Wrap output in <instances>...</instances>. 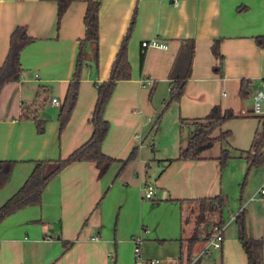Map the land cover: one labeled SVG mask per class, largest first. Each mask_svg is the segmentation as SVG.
<instances>
[{"label":"crops","instance_id":"obj_1","mask_svg":"<svg viewBox=\"0 0 264 264\" xmlns=\"http://www.w3.org/2000/svg\"><path fill=\"white\" fill-rule=\"evenodd\" d=\"M87 1L72 3L57 24L56 0H0V66L16 28L23 27L33 39L20 53V80L6 84L0 92V161L16 163L0 189V206L23 185L35 161L64 159L89 140V119L97 96L94 84L108 79L136 9L127 51L131 77L116 84L104 112L109 130L102 153L116 162L101 177L93 163L68 165L44 188L39 206L26 207L5 218L0 224V264H134L133 240L137 234L142 236L141 251L147 262L157 260L160 264L157 256L165 252L171 259L163 258L165 264H179L180 249H187L181 240L201 231L197 224L185 229L184 208L225 194L219 156L175 160L179 143L172 154L158 159L153 182L148 178L153 176V168L142 152L138 157L139 150L132 161L121 162L136 149L137 133L142 137L158 109L165 107L170 71L178 53H184L190 42V76L179 101L167 109L175 110L179 127L180 119L203 118L215 106L230 110L243 134L251 139L249 149L236 150L252 151L259 128L257 117L264 116V105L260 114L252 108L253 96L264 79V46L256 41L264 38V0H101L97 65L94 47L89 44L76 104L59 132L57 115L74 73L79 41L84 37ZM151 39L166 44L167 49L152 47L141 53L140 43ZM216 42L218 54L213 50ZM141 55L144 61L140 66ZM181 67L177 66L178 73L183 72ZM242 82L246 92L243 98L239 95ZM155 98L158 104L153 103ZM52 99L60 105H51ZM25 110L45 121L43 134L37 133L33 120L21 117ZM230 160L244 162L232 165L228 172L229 180L237 184L246 175L247 165L236 156ZM244 178L239 198L243 206L237 214L243 211L247 233L262 239L264 264V201H248L264 183V163ZM148 186L153 193L145 198ZM205 214L199 218L204 220ZM236 215H230L227 226L221 216L222 226L208 241L195 244L192 258L222 230L221 247L213 264H247L237 228L227 231ZM211 222L216 224L218 216L212 214ZM65 242L73 244L64 250Z\"/></svg>","mask_w":264,"mask_h":264},{"label":"trees","instance_id":"obj_2","mask_svg":"<svg viewBox=\"0 0 264 264\" xmlns=\"http://www.w3.org/2000/svg\"><path fill=\"white\" fill-rule=\"evenodd\" d=\"M78 0H56L57 5V24L67 11L68 7ZM101 0H89L86 2V10L83 17L84 37L79 41L78 53L76 56L74 73L68 84L65 98L59 108L57 120L59 122V132L66 126L78 97V90L81 80V72L84 67L85 53L87 46L92 44L94 47V66L97 65V43H98V13ZM238 10H242L241 8ZM136 23V9L134 10L127 31L121 41L119 49L116 53L114 61L110 68L109 77L105 82L95 83L96 102L92 110L89 123L92 126V134L89 140L79 148L75 149L64 159L55 161L38 160L34 162V167L23 183V185L0 206V224L2 221L17 211L29 206H39L42 200V192L50 180H52L62 169L76 162L93 163L98 169V177H101L111 164L116 162L115 159L105 156L102 153V143L109 130V124L104 119L106 106L112 96L116 84L120 81L129 80L131 77V67L128 62L127 51L128 43ZM257 44L264 46V38H257ZM33 42L23 27L16 28L10 35L9 49L7 56L0 66V92L6 84L16 83L20 80L22 68L20 65V53L22 50ZM214 52H217V42L214 44ZM193 58V42L189 43V48L183 53L180 51L176 57L173 67L169 74L170 90L169 100L165 104L164 110L172 103H177L182 96L186 81L190 76L191 61ZM144 56H140V66L143 64ZM177 66H182L181 73L177 72ZM244 82H242L239 95L243 98ZM23 119H31L36 124L38 134H43L45 121L38 119L32 115L30 111L25 110L21 116ZM237 118L230 110L222 111L219 106L213 107L210 112L203 118L184 120L180 119V130L183 127H190L187 144L180 147L178 156L175 160H201L204 159L205 152L210 150L216 142H228L231 138V132L225 131L213 137L212 133L219 129L225 122ZM159 117L157 118V122ZM261 131L254 134V142L252 151H238L237 158H241L246 162V175L253 168H258L264 163V153L261 152L264 146V116L257 117ZM135 151L130 153L129 158L134 157ZM233 156L226 149L221 151L217 158L220 167L223 169L226 163ZM13 161H0V189L4 187L8 181L14 166ZM117 176L114 178L116 180ZM245 183H241V187ZM200 205H204V212H210L218 216V222L214 224V228L205 236L201 237L200 233L194 232L189 238L182 239L186 242L185 255L181 253L179 264H195L192 263V250L198 242H206L210 239L211 234L216 228L222 226L221 215L223 207V198L217 196L211 199L199 200ZM202 216V215H201ZM235 224L237 227V238L241 244L242 250L246 256L247 264H262V239L251 237L246 230L245 216L240 211L235 216ZM73 242L63 243L64 250L72 246Z\"/></svg>","mask_w":264,"mask_h":264},{"label":"rangeland","instance_id":"obj_3","mask_svg":"<svg viewBox=\"0 0 264 264\" xmlns=\"http://www.w3.org/2000/svg\"><path fill=\"white\" fill-rule=\"evenodd\" d=\"M153 103L158 104L157 99L155 98ZM264 105V104H263ZM262 105V106H263ZM159 117V121L157 122V118ZM190 127H183L180 130L179 127V122L176 124L175 122V110H170V109H165L162 106L160 109H158L156 116L152 120V122L146 127L144 134L141 135L137 133V139L136 141L138 144L136 145V149H134L135 153H137V150H139V155L138 157L141 158L140 153L142 152L143 157H145L146 163L151 165L153 168V176H150L148 178L150 179L151 182L157 177V165H158V159L161 156H168L172 154V151L174 152L175 149L177 148V144H181L182 147H184L187 144L188 137H189V131ZM231 130L232 136L228 140V142H216L214 146L205 152V155L207 156H219L221 154V151L226 149L230 152L232 156H236L238 154L239 148L243 149H249V144H250V138L247 139L246 136L243 134V127L241 126L240 122H237V120H229L225 122L219 129H216L213 133V137H217L221 133L225 131ZM258 131H261V127L259 126ZM248 143V144H247ZM132 161V160H129ZM129 161L125 163H129ZM240 160H229L226 165L224 166V193L221 195L223 198V207H222V221L223 223L227 226V223L230 221V215H236L237 212L239 211L240 206L242 207V201L239 200L240 194H241V183L244 181V176L240 181H238L237 184L234 183V181L229 180L230 177L228 176V172L230 171L232 165L236 167L238 163H244V162H239ZM123 165V162H121ZM112 165V164H111ZM134 165V164H132ZM147 171V170H145ZM150 175V172H148ZM247 180V178H246ZM116 181V180H115ZM114 181V182H115ZM156 199V198H155ZM200 204V203H199ZM179 207H181L179 205ZM178 207V209H179ZM203 213V209H201V205H198V203H193L189 207H186V210L184 208V227L185 229H189L191 227H195L199 229L201 228L200 233L202 235H205L206 232H210L214 228V224L211 222V217L212 213L206 212L204 215V220L203 218H199L200 214ZM229 220V221H228ZM201 223H198L200 222ZM230 223V222H229ZM198 226V227H197ZM236 224L235 222H231L230 226L228 227V232L231 231L232 229H235ZM205 229H208L207 231ZM207 232V233H208ZM226 232V231H225ZM189 234V233H186ZM140 234H137L134 239H139L142 242V236L140 237ZM145 240V239H144ZM173 248L175 244H173ZM172 248V247H171ZM143 249H144V244H143ZM134 250V246H133ZM179 246L176 247V252H178ZM183 250V248L180 249ZM201 250V247L197 250V254H195L194 258H192V261L195 262V264H209V263H215V254H216V249L209 248L208 252L205 254L201 255V257L197 258V255H199ZM165 252H160V254L157 256L159 261L161 262L160 264H165L163 261V258H167L165 260H170V258L165 257L167 256L164 254ZM163 254V255H162ZM134 259V258H133ZM134 262V260H133ZM192 262V263H193Z\"/></svg>","mask_w":264,"mask_h":264},{"label":"built area","instance_id":"obj_4","mask_svg":"<svg viewBox=\"0 0 264 264\" xmlns=\"http://www.w3.org/2000/svg\"><path fill=\"white\" fill-rule=\"evenodd\" d=\"M174 5L177 4L176 1L173 2ZM141 46V53H144V51L148 48H160V49H167V45L164 43H160L155 39H151L148 41H142L140 43ZM51 105L57 106L60 105V102L57 99H52L50 101ZM264 104V79H262L257 87V90L253 96V112L255 114H260L262 110V105ZM153 193V188L151 186H148L146 188V192L144 194L145 198H150ZM249 202H257V201H264V183L256 190V192L251 195V197L248 200ZM222 242V230H218L213 238L207 243V245L200 251L199 255H197L196 259L201 257V255L208 252L209 248L213 249H220ZM134 250H133V258H134V264H157L158 261H149L147 262L145 258L142 255L141 251V241L139 239H134ZM193 262V261H192Z\"/></svg>","mask_w":264,"mask_h":264}]
</instances>
